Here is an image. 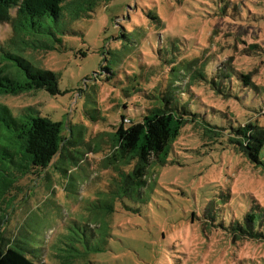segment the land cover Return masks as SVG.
<instances>
[{
    "label": "rangeland",
    "instance_id": "1",
    "mask_svg": "<svg viewBox=\"0 0 264 264\" xmlns=\"http://www.w3.org/2000/svg\"><path fill=\"white\" fill-rule=\"evenodd\" d=\"M258 4L264 0H100L89 16L66 24L69 33L61 35L62 44L25 52L31 63L56 73L59 93L38 89L0 95V103L14 114L32 105L64 122L63 134L76 143L70 148L75 157L23 176L0 196L2 236L48 264H264V242L235 241L213 229L207 216L213 210L228 220L264 208V171L231 147L201 145L190 126L174 142L168 163L153 167L144 202L117 200L113 213L105 209L115 173L106 161L112 152L107 133L121 115L136 120L149 106L129 87L140 64L146 73L149 58L156 75L164 76L171 65L162 71L159 55L213 58L218 52L215 68L237 65L253 79L255 87L248 88L243 101L257 110L252 118L264 126L259 109L264 102V9ZM52 26L58 30L63 22ZM12 31L10 23H0V44ZM168 36L194 48H158ZM179 76L172 83L177 91L190 79L189 73ZM232 89L235 93V83ZM205 92L185 88L184 105L203 103L205 117L224 125L241 114L237 99L226 105L213 101L211 90ZM5 134L0 128V142ZM202 221L209 227L203 228Z\"/></svg>",
    "mask_w": 264,
    "mask_h": 264
},
{
    "label": "trees",
    "instance_id": "2",
    "mask_svg": "<svg viewBox=\"0 0 264 264\" xmlns=\"http://www.w3.org/2000/svg\"><path fill=\"white\" fill-rule=\"evenodd\" d=\"M99 2L100 0H0V23H10L13 30L8 40L0 44V56L4 62L3 65L0 63V95H17L38 89H44L50 94L59 93L56 73L37 67L24 54L36 49L49 50L55 47L56 42L62 44L61 35L69 33L65 30L66 24L81 16H89ZM256 7L263 10L264 4ZM232 8L236 9L235 6ZM236 13L233 11L231 17L236 16ZM237 20L236 18L235 21ZM53 22L56 25L63 22V28L55 30ZM120 37L124 38L125 33H121ZM163 42L158 48H194L172 36H168ZM248 51L256 53L251 49ZM215 53L218 52H214L213 58L198 53L186 54L187 56L174 53L172 57L162 54L157 57V65L161 66L162 71H165V65H171L168 74L156 75L158 70L153 69L156 64L149 58V63L145 65L148 67L145 69L146 73L142 71L140 64L139 74L130 76L131 93L137 92V96L148 99L150 104L140 111L136 120L121 115L120 122L113 126L114 130L107 133L112 152L106 161L115 170L105 192V196L109 198L105 208L108 214L115 211L117 200H146L147 189L150 188L148 178L153 167L168 163L174 142L187 126L192 128L201 145L220 143L231 147L254 167L264 171V126L259 120L252 118L253 112L257 110L247 107L246 101H243V94L248 88L255 87L253 79L245 74L244 68H238L237 65L228 69L215 68ZM179 73L190 74L188 87L181 91L172 87L174 80L181 79ZM162 78L170 79L166 80L163 88ZM234 83L235 93L232 89ZM185 88L190 91L195 88L203 89L206 91L205 95L211 90L213 101L226 105L237 99L241 114H233L234 119L229 120L226 125L210 121L205 117L207 113L203 103L192 107L184 105ZM253 94L255 96L254 92ZM259 109L264 110V102ZM221 113L223 117L225 113ZM224 118L230 119L229 116ZM64 126L62 121L41 115L32 105L25 106L14 114L6 104L0 103V128L6 133L5 141L0 142V196L16 187L23 176L47 172L46 169L55 161L58 162L59 158L75 157V150L70 148L76 143L63 134ZM101 135H105V132ZM99 143L101 142H96L97 148ZM125 207L129 208L127 205ZM258 207L259 209L247 211L242 218L229 217L227 220L224 215L216 214L213 210L207 216L213 229H219L222 233L225 231L235 241L248 239L264 242V208ZM134 211L139 209L135 208ZM201 225L203 228L209 227L204 221ZM11 243L0 233V264H48L42 260H33L20 244Z\"/></svg>",
    "mask_w": 264,
    "mask_h": 264
}]
</instances>
